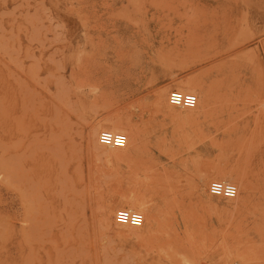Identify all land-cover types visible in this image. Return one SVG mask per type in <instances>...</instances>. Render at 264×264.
<instances>
[{
    "label": "rangeland",
    "instance_id": "obj_1",
    "mask_svg": "<svg viewBox=\"0 0 264 264\" xmlns=\"http://www.w3.org/2000/svg\"><path fill=\"white\" fill-rule=\"evenodd\" d=\"M0 264H264V0H0Z\"/></svg>",
    "mask_w": 264,
    "mask_h": 264
},
{
    "label": "built area",
    "instance_id": "obj_2",
    "mask_svg": "<svg viewBox=\"0 0 264 264\" xmlns=\"http://www.w3.org/2000/svg\"><path fill=\"white\" fill-rule=\"evenodd\" d=\"M169 100L181 107H191L196 104L197 95L191 91L172 89L169 93ZM99 140L108 146H123L127 141V134L122 131L103 129L99 133ZM209 189L213 194L230 197L237 193L238 187L231 180L215 179L211 181ZM115 216L116 220L120 223L141 225L144 221V214L140 210L129 207L118 209Z\"/></svg>",
    "mask_w": 264,
    "mask_h": 264
},
{
    "label": "bare ground",
    "instance_id": "obj_3",
    "mask_svg": "<svg viewBox=\"0 0 264 264\" xmlns=\"http://www.w3.org/2000/svg\"><path fill=\"white\" fill-rule=\"evenodd\" d=\"M189 89H191V88L189 87ZM195 90H196L195 92L198 93V99L199 100H197V101L203 102V100L205 99L204 92L203 91H200L198 89H195ZM196 105H197V102H196L195 106ZM115 129H122L123 131H125V133L128 135V139L130 140V142H133L135 140V131L132 128H130V127H121L119 125H116L115 126ZM127 141H126V143H127ZM126 143H125V145H126ZM109 147H112V148H121L120 146L119 147H117V146H109ZM237 192H238V190H237ZM125 224L126 225H129V223H125Z\"/></svg>",
    "mask_w": 264,
    "mask_h": 264
},
{
    "label": "clouds",
    "instance_id": "obj_4",
    "mask_svg": "<svg viewBox=\"0 0 264 264\" xmlns=\"http://www.w3.org/2000/svg\"><path fill=\"white\" fill-rule=\"evenodd\" d=\"M178 99V98H177Z\"/></svg>",
    "mask_w": 264,
    "mask_h": 264
}]
</instances>
